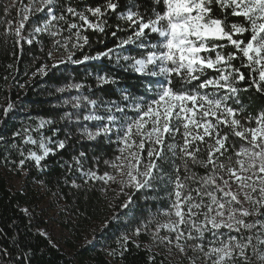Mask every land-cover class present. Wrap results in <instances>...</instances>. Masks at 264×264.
<instances>
[{
    "label": "snow or ice",
    "instance_id": "snow-or-ice-1",
    "mask_svg": "<svg viewBox=\"0 0 264 264\" xmlns=\"http://www.w3.org/2000/svg\"><path fill=\"white\" fill-rule=\"evenodd\" d=\"M151 2V14L147 8L141 11L137 0H127L123 6L121 0H103L95 6L84 0L3 3L0 24L6 25L5 43L14 37L13 47L22 51V41L32 45L40 42L41 35L52 38L46 53L52 63L41 64L33 76H47L61 65L107 59L135 73L138 87L144 89L137 93L118 87L115 95L107 96L104 85L120 84L112 75H96L99 92L87 86L85 93V84L71 81L56 88L57 93L69 94L58 105L67 110L58 120L38 118L34 128L22 124L12 133L41 153L29 150L25 156L13 143L23 157L16 168L23 171L26 161H33L43 169L42 161L49 155L70 147L74 153L79 145L78 155L69 153L71 159L60 165L66 176L75 171L84 178V185L103 181L102 191L110 188V182L116 184L123 200L118 207L123 209H131L137 194L153 193L145 199H155L157 209L138 222L133 235L150 234L153 243L169 252L175 248L188 264L197 260L202 264H264V109L246 116L240 100V93L252 88L264 95V0ZM214 6L223 18L213 14ZM13 10L15 20L9 19ZM229 13L243 22L229 23ZM113 15L123 22L111 32L116 43L95 54L86 53L91 41L84 33L106 34ZM126 46L136 52L124 54L120 50ZM229 46L234 51L225 52ZM242 69H247V75ZM73 90L76 95H71ZM14 107L10 100L2 107L0 124ZM58 123L63 127H51ZM46 128H51V135H45ZM84 141L114 146L117 154L103 161L113 172L98 174L100 156L92 158L96 170L84 169L88 158ZM72 185L81 187L75 179ZM160 201H166L167 208L159 207ZM21 211L31 218L27 208ZM162 229L166 234H161ZM36 231L51 243L46 231ZM11 239L16 242V237ZM129 240L127 234L118 238V247L109 255L122 258ZM189 251L195 255L189 256ZM31 255L28 248L13 257L10 248L0 244V264H31ZM154 259L149 256L150 264Z\"/></svg>",
    "mask_w": 264,
    "mask_h": 264
},
{
    "label": "trees",
    "instance_id": "trees-1",
    "mask_svg": "<svg viewBox=\"0 0 264 264\" xmlns=\"http://www.w3.org/2000/svg\"><path fill=\"white\" fill-rule=\"evenodd\" d=\"M7 2L9 0H0V8ZM23 3L27 4L28 0H23ZM84 3L95 6L97 3H103V0H84ZM137 3L142 6L141 11L147 8L151 14V0H137ZM121 4L122 6L127 4V0H121ZM78 7L82 9L84 4H78ZM122 10L126 9L122 7ZM213 14L223 18V13L215 6ZM227 18L229 23L243 22L242 18L233 17L230 13ZM9 19H16L15 10L12 11ZM117 23L123 26V22L118 21L113 15L108 19V24L112 27L106 30V34L102 35L91 30L85 32L84 34L91 41V47H85L84 51L95 54L96 51H103L106 47H113L116 39L111 36V32L115 31ZM5 27V24H0V120H3L4 116L2 107L6 106L9 100L15 107L8 119L0 124V136L4 137V140H0V230L4 233L0 236V244L8 246L13 252V257L18 250L26 251L31 248V264H150V255L155 257L154 264H188L187 257L179 254V261H175L165 255L163 248L153 247L148 233L133 235L138 222L142 218L146 219L157 209L158 204L155 199H145V196L152 197L153 193L137 194L136 203L131 209L118 207L123 200L119 199L116 184L110 182V188L102 191L103 181L94 183L89 181L88 185H84V178L80 177L79 173L74 171L66 176V169L60 165L64 160L71 159L69 155L73 153L71 147L62 150L56 156L49 155L45 161H42V164H46L43 169H38L33 161H26L24 170H17L16 165L23 158L19 154V149L24 151L25 156L29 150L37 151V154L41 153L37 146L25 144L22 137L13 138L12 133L22 124H31L34 128L38 118L59 119L67 109L58 105L69 94L57 93L56 88L64 87L71 81L85 84V93L87 86H91L94 92H99L100 90L96 88V75H112L119 78L120 84L104 85L103 92L107 96L115 95L118 87H125L137 93L143 92L144 89L138 87L135 73L124 71L123 68L109 63L107 59L85 65H61L57 71L47 76L39 74L33 76L41 64L52 63L46 58V53L52 46V38L46 34L41 35L38 37L40 42L34 41L32 45L22 41L21 51L19 47H13L14 37H9L5 43L3 38ZM124 35L126 33H118V36ZM120 51L128 54L135 53L136 49L126 46ZM224 51L229 52L234 49L229 46ZM235 63L237 66L240 64L239 61ZM242 71L247 75V69ZM88 72H92L93 75H87ZM244 86V83L240 85L241 88ZM76 94L75 90L71 93V95ZM240 100L246 109L244 113L246 116L249 114L254 116L258 110L264 109V95L257 93L254 88L247 92L242 91ZM51 127H63V125L58 123ZM44 131L45 135H51V128H46ZM33 136L38 139L36 133H33ZM60 138H63V132L60 133ZM13 143L18 145L19 149L14 148ZM83 143L88 157L83 162L85 170H96L92 158L100 156L98 174L103 175L105 171L113 172L103 161L112 159L117 154L114 146L105 145L103 142L93 144L84 141ZM79 148L80 146L77 145L73 154L78 155ZM195 171L204 173L202 168H197ZM13 177L23 178L21 189H10L8 181ZM73 179L81 187H74ZM167 206L166 201L159 202V207L167 208ZM24 208L32 214L31 218L21 211ZM46 212H53V217H49ZM48 217L52 218L61 230L60 244L49 243L47 237L40 236L36 231L37 228L41 229L46 225ZM165 219L161 217L162 221ZM163 231L162 229L161 232ZM125 234L130 237L127 244L128 251L122 258L110 256L109 252L118 247L117 239ZM12 237H16V242H13ZM137 243L139 248L136 247ZM188 255L195 254L189 251ZM197 264H202V261L197 260Z\"/></svg>",
    "mask_w": 264,
    "mask_h": 264
},
{
    "label": "rangeland",
    "instance_id": "rangeland-1",
    "mask_svg": "<svg viewBox=\"0 0 264 264\" xmlns=\"http://www.w3.org/2000/svg\"><path fill=\"white\" fill-rule=\"evenodd\" d=\"M8 184H9V187L11 190H19V189H21V187L23 185V178L13 177L8 181ZM46 213H48L49 217H51V216L53 217V212H46ZM49 217L46 218V225L43 228H41V230H44L48 233V237L51 238L52 243H55L56 245L60 244L61 238H62L61 230L57 226V223L54 222L52 220V218H49ZM161 234L162 235L166 234L165 230L163 232H161ZM150 238H151V235H150ZM151 241H152V238H151ZM150 244L153 245V247L163 248L162 250H164L163 252L165 253L166 256L171 257L172 259H175V261H179V253L176 251L175 248H172L171 252H169L166 247L155 244V243H153V241Z\"/></svg>",
    "mask_w": 264,
    "mask_h": 264
}]
</instances>
